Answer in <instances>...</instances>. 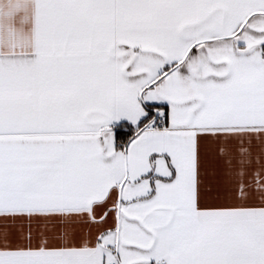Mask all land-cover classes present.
Here are the masks:
<instances>
[{"label": "snow or ice", "instance_id": "obj_1", "mask_svg": "<svg viewBox=\"0 0 264 264\" xmlns=\"http://www.w3.org/2000/svg\"><path fill=\"white\" fill-rule=\"evenodd\" d=\"M0 264H264V0H0Z\"/></svg>", "mask_w": 264, "mask_h": 264}, {"label": "crops", "instance_id": "obj_2", "mask_svg": "<svg viewBox=\"0 0 264 264\" xmlns=\"http://www.w3.org/2000/svg\"><path fill=\"white\" fill-rule=\"evenodd\" d=\"M5 9L7 8V0H3ZM211 163V161H209Z\"/></svg>", "mask_w": 264, "mask_h": 264}]
</instances>
